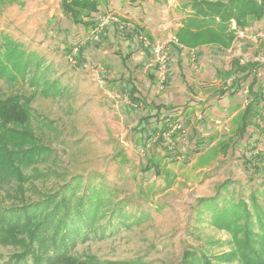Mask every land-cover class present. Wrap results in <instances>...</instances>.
<instances>
[{
	"label": "rangeland",
	"instance_id": "374dc122",
	"mask_svg": "<svg viewBox=\"0 0 264 264\" xmlns=\"http://www.w3.org/2000/svg\"><path fill=\"white\" fill-rule=\"evenodd\" d=\"M124 1L129 3L121 9L119 0L100 5L98 16L129 10L119 15L141 24L156 42L151 45L164 46L163 71L153 53L113 26L99 41L83 45L81 61L73 63L71 50L89 29L73 25L59 0H0V35L37 54L48 81H56L50 86L34 82L30 74L0 76V99L21 97L18 105L26 104L30 113L23 127L44 150L23 171L30 179L21 188L15 178L0 184V203L9 206L21 196L35 201L73 175L97 174L94 183L102 181L116 200L125 202L131 218L106 213L94 232L75 241L70 250L75 258L98 264H178L186 250L210 257L228 252L230 235L211 224L208 212L196 215L195 205L200 198L243 200L253 215L255 200L264 212V102L239 137L252 75L225 74L233 59L240 66L254 64V90L259 87L264 97V16H251L243 29L231 19L235 40L230 49H189L178 44L174 33L191 12L184 5L192 0ZM255 1L264 10V0ZM129 82L139 96L137 104L128 97ZM164 123L179 132L163 133L159 143ZM153 128L158 132L143 141L141 132L147 137ZM164 147L171 149L173 160ZM224 182L226 191L219 189ZM20 252L18 246L0 245V264Z\"/></svg>",
	"mask_w": 264,
	"mask_h": 264
},
{
	"label": "trees",
	"instance_id": "16d2710c",
	"mask_svg": "<svg viewBox=\"0 0 264 264\" xmlns=\"http://www.w3.org/2000/svg\"><path fill=\"white\" fill-rule=\"evenodd\" d=\"M188 4L184 7L186 12L188 8L191 12L184 15L182 26L176 32V39L179 45L189 49L212 45L225 50L235 40L234 31L230 28L231 19H235L239 29H243L251 16L255 20L264 16L263 5L255 0H192ZM59 6L73 25L87 28L91 23L85 22L84 18L95 11L97 3L95 0H60ZM81 51L77 55L76 64L81 61ZM42 64V59L37 54L26 52L19 42L0 35L1 77L10 73L9 75L24 78L30 74L34 82L44 80L45 84L56 86L55 80L48 81L46 68L41 69ZM252 65L254 66H240L238 60L232 63L231 72L242 71L243 79L252 75L247 85L249 99L240 114L239 137L246 133V129L252 124L251 119L259 115L258 108L264 102L259 87L254 90L258 82L250 70ZM129 83L128 97L137 104L139 96H135L136 88ZM20 100L21 97L17 95L0 99V184L15 178L19 188L30 179L23 171L34 165L44 152L30 129L23 127L30 113L26 104H21L26 108L18 105ZM162 109L163 107H159L156 114ZM171 128L172 125L167 123L161 126L159 143L164 140L163 133L173 136V133L179 132L176 129L171 132ZM157 132L153 128L147 137L145 131L141 132L143 141H149ZM226 147L228 148L227 145L223 146V149ZM166 148L164 147L169 153L168 158L173 160L171 149ZM96 176L97 174L89 177L73 175L56 190L42 194L35 201L28 202L21 196L17 203L9 206L0 203V245L18 246L22 249V252L14 254L3 264H98L92 259L86 261L72 256L70 250L75 241L84 236L85 232H94L106 213L122 220L131 218V214L125 211V202L116 200L112 190L105 187L102 181L94 183L93 177ZM227 185L224 182L219 189L226 191ZM219 194L220 192L217 195ZM218 202H221L220 207ZM251 209L253 215L243 200L233 203L227 198L198 199L195 205L196 215L208 212L211 224L230 235L231 248L228 252L211 257L195 249L186 250L178 264H264V212L255 200L252 201ZM127 264H140V261Z\"/></svg>",
	"mask_w": 264,
	"mask_h": 264
},
{
	"label": "crops",
	"instance_id": "0c3cea01",
	"mask_svg": "<svg viewBox=\"0 0 264 264\" xmlns=\"http://www.w3.org/2000/svg\"><path fill=\"white\" fill-rule=\"evenodd\" d=\"M96 1V3H97V6H96V9H95V11L94 12H91L89 15H88V17H85L84 18V21L85 22H90L89 24V27H87V29H89V35H88V37L85 39L86 40V43H85V45L87 44V42H89V41H95V42H97V41H99L100 39H101V37H102V35H103V32H106V30H107V28L109 27V26H113L120 34H123V35H125L128 39H131V38H133V40L134 41H136L137 43H139V45L142 47V49H143V51L145 52V51H149V53L151 54V51H150V48L149 49H147V48H144V46H143V43H142V41L140 40V37H145L146 38V40L148 41V43L151 45L152 43H156L155 41H153V40H151V38L145 33V29L143 28V26L141 25V24H138V23H136V24H134L132 21H131V19H129V17L128 16H125V15H119V14H122V12H129V10H127V9H125L124 8V10L122 9V11H118L119 13H117L118 15H107V16H109V17H112V18H115L116 19V22H112V23H109V24H106L105 26H104V28L101 30V32H98V34H97V38L95 39V38H91L92 37V32L91 31H93V29L95 28V26H96V24H97V22H98V20H97V17H98V15L99 14H101V13H99L98 11H99V9H100V5H106V6H108V5H110V4H115L116 2H117V0H95ZM127 1H131V0H127ZM59 2H60V0H59ZM119 2L120 3H118L119 4V7H120V9H121V6H127V4L129 3V2H125L124 0H119ZM105 16V15H104ZM184 18V16L180 19V22H179V24H178V28L176 29V31H175V33H174V39H176V32L178 31V29L182 26V19ZM84 27V26H83ZM84 28H86V27H84ZM151 42V43H150ZM90 43V42H89ZM234 43V42H233ZM233 45V44H232ZM232 45H231V47H232ZM230 47V48H231ZM229 48V49H230ZM234 60H236V59H233L232 61H231V67H230V69L227 71V72H225V74H227L228 72H231V70L233 71V69H232V63H233V61ZM238 60V59H237ZM238 62H239V60H238ZM247 64V63H246ZM245 64V65H246ZM239 65H240V62H239ZM249 65H251L250 63H249ZM240 71H238V72H231V74H230V76L229 77H231L232 75H234L233 73H239ZM242 75H241V77H243V75H244V73L242 72L241 73ZM229 77H226V78H229Z\"/></svg>",
	"mask_w": 264,
	"mask_h": 264
},
{
	"label": "built area",
	"instance_id": "2783aa9c",
	"mask_svg": "<svg viewBox=\"0 0 264 264\" xmlns=\"http://www.w3.org/2000/svg\"><path fill=\"white\" fill-rule=\"evenodd\" d=\"M97 20H98V22H97L95 28L93 29V31H91L93 33L91 38H95V39L97 38L98 32H101V30L104 28V26L106 24L116 22L115 18H112L109 16H98ZM140 40L142 41L144 48H147V49L150 48L151 53H153V55L155 56V58L157 60V63L159 64L158 65L159 69H161L163 71L165 69V66H166V60H165L166 58L162 54L164 46L160 45V44H156L154 46L150 45L145 37H140ZM85 43H86V40H83V41H81V43H79L78 45H76L72 48L71 54L69 56V60H71L73 63L77 62V59L75 57L79 54L82 46L85 45Z\"/></svg>",
	"mask_w": 264,
	"mask_h": 264
}]
</instances>
